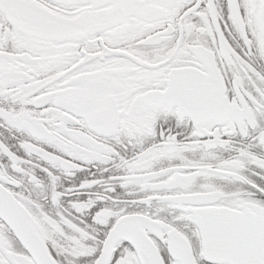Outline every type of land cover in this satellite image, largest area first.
<instances>
[{
	"label": "flooded vegetation",
	"instance_id": "af4514ba",
	"mask_svg": "<svg viewBox=\"0 0 264 264\" xmlns=\"http://www.w3.org/2000/svg\"><path fill=\"white\" fill-rule=\"evenodd\" d=\"M262 24L264 0H0V264H229L207 229L264 230Z\"/></svg>",
	"mask_w": 264,
	"mask_h": 264
},
{
	"label": "water",
	"instance_id": "95a60500",
	"mask_svg": "<svg viewBox=\"0 0 264 264\" xmlns=\"http://www.w3.org/2000/svg\"><path fill=\"white\" fill-rule=\"evenodd\" d=\"M235 9L238 15L237 5H235ZM260 29L261 34L264 37V24L261 25ZM234 215L235 217H240V219L233 218V220H228L229 222H247L241 220L242 214ZM222 218L223 219H219V224L227 222L226 219L232 217ZM255 220L256 221L254 223L258 221L262 222L258 219ZM243 229L244 228L238 227L236 229L222 228L219 230H206V238L208 244L207 246L208 248H212L208 250V252H211V256L214 255L218 259L216 260V262L229 264H257L263 261L262 257L264 256V230H258L256 226L252 225L250 229H247V231ZM244 232H246L247 235H245ZM260 233H262V235Z\"/></svg>",
	"mask_w": 264,
	"mask_h": 264
}]
</instances>
